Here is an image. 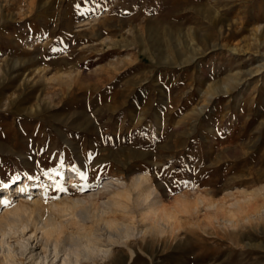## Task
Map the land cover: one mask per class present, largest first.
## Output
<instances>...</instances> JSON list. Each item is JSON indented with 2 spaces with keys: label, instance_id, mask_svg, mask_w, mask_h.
<instances>
[{
  "label": "rangeland",
  "instance_id": "obj_1",
  "mask_svg": "<svg viewBox=\"0 0 264 264\" xmlns=\"http://www.w3.org/2000/svg\"><path fill=\"white\" fill-rule=\"evenodd\" d=\"M141 172L166 205L158 234L136 220L62 248L34 212L0 230V264H264V210L206 217L264 182V0H0V215L94 196L108 211Z\"/></svg>",
  "mask_w": 264,
  "mask_h": 264
},
{
  "label": "bare ground",
  "instance_id": "obj_2",
  "mask_svg": "<svg viewBox=\"0 0 264 264\" xmlns=\"http://www.w3.org/2000/svg\"><path fill=\"white\" fill-rule=\"evenodd\" d=\"M216 21L217 20L215 19L213 20L212 23L216 24ZM230 152L232 153V156L240 155L237 150L235 151L230 150ZM76 173L77 171L74 172V174ZM70 176L71 178L75 177V175H72V174ZM117 181H119L120 184L122 185L118 186L116 189H112L109 192H107V200L105 202L107 204L106 206L109 207L108 211L103 210L104 211L103 212L102 209L100 210V202H99L100 200L95 196L91 199H84L85 201H83L80 198H77V199L68 198L69 200H63L61 201V203L52 202L51 206H53L54 209H57V212L53 214L50 212L46 215L41 213L43 212L42 210L45 209V208L42 209L44 205L41 202V200H35L34 204L30 205L26 202L24 203V201H21V199H19L17 201H14V204L12 203L13 207L10 210H8L6 214L0 215V230L2 232L8 225H12V224L14 225H18V224L20 225L22 223H25L27 225L30 224L31 222L29 218L30 213L35 212L40 215V216L38 215L39 217L37 220L39 221V223H41V226H39L40 227L39 229H41L42 231V237H43L41 242L43 244H46L47 241L51 240L55 242L56 246H59L62 248L73 249L77 245L85 241H88L91 239L100 240L103 235L102 232L104 231L111 233L113 235H120L121 233L123 234V231L127 232L129 228L131 227L129 226V224L134 223V221L136 222V220H139L141 222L142 227L138 229H140V231L144 233V235L146 234L154 235L156 233L158 234V231L162 229L161 225H162L163 218H164L162 216V213L166 212L167 210H166V205L160 202L161 199L158 200V197L156 196L151 198V195L153 194L154 190H156V188L154 187V183L151 181L150 174L148 172L146 173L141 172L135 175L129 181L128 180L121 181L118 179ZM31 184H34L36 186H35V189L30 190V192L28 191L29 194L32 193V195H37V194L40 195V194L45 193L44 185H42L40 182L36 183L35 181H32L31 178L29 179L26 178L24 182L21 184L19 183L16 188L23 189V186H24L25 190H27L29 189L27 188V186H30ZM255 186L256 188H254L249 194L246 193L244 195L245 192H242L243 198L240 199V201L243 199L242 203H240V201L236 199L238 201V204H237L238 207L236 209L237 210L239 209V212H240L239 214L241 215L243 214L242 217H240L239 214L236 213L237 217L235 218L236 216L235 212L237 211L232 210L230 207H226L227 205L225 206L224 203L222 204L220 203L221 204L220 206L215 203L216 204L215 210L207 212L208 216H206L207 214L205 216L207 218L209 217L208 219L211 220L212 217L215 218L214 216L216 215V213L218 214L222 213L224 215L222 216L224 219L233 218L231 219L233 221H243V219L247 217L249 218V220H251L250 216L252 214L255 213L256 215V213L260 212L261 210L262 211L264 210V182H262V184L258 186L257 185ZM35 190H37L38 192H35ZM11 191L12 190H10V187L7 186L6 190L4 191L5 195L2 198V201H4L6 198H8L11 195V193L8 194ZM211 195H209L208 197L210 198ZM182 196L189 198V196L191 195L190 193L184 192ZM194 196H195L194 198L196 199V201L194 202V205L196 204V206H198L200 203H203L204 206L206 205L207 207L208 205L209 207V204H208L209 202H207V200L205 199V197H203V195L201 196L197 193V195L194 194ZM227 196H230V195L228 194ZM223 199L222 201L225 200ZM186 201L184 202L185 204L188 203V201L187 202ZM214 202L215 201H211V203L213 204ZM191 203H192V200H191ZM211 203L210 205H212ZM214 205H212V207ZM169 214L171 213L169 212ZM169 221H166V225L168 226H170L169 224L171 223ZM31 223L33 224V221ZM132 225H135V224H132ZM32 226L31 228H33ZM129 246L130 247L128 249L131 252H133L134 247L132 248L131 244ZM86 256L88 257L87 259H94L96 257L95 253L91 251L90 249L87 250ZM13 257H14L13 252L10 249L8 251V254L5 255L4 260L8 262L10 261V258H13ZM97 264H106V263L102 262V263H97Z\"/></svg>",
  "mask_w": 264,
  "mask_h": 264
}]
</instances>
